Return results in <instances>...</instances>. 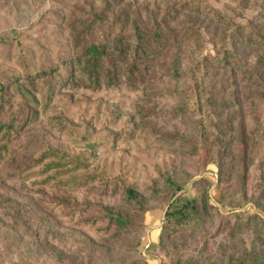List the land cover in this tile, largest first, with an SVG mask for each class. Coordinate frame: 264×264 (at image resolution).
<instances>
[{
  "label": "rangeland",
  "instance_id": "obj_1",
  "mask_svg": "<svg viewBox=\"0 0 264 264\" xmlns=\"http://www.w3.org/2000/svg\"><path fill=\"white\" fill-rule=\"evenodd\" d=\"M132 21L173 32L142 84L127 79L134 53L112 49L136 45ZM92 41L116 57L100 88L82 65L69 75ZM227 51L244 67L232 54L221 68ZM27 107L0 143V264H228L264 251L252 225L264 217V0H0V121ZM189 199L177 227L166 212Z\"/></svg>",
  "mask_w": 264,
  "mask_h": 264
},
{
  "label": "trees",
  "instance_id": "obj_2",
  "mask_svg": "<svg viewBox=\"0 0 264 264\" xmlns=\"http://www.w3.org/2000/svg\"><path fill=\"white\" fill-rule=\"evenodd\" d=\"M125 21L124 24H126ZM135 30L136 34V45H127L122 42V38H119L115 41H117L112 46L113 52H116L118 56H124L127 57V55L130 52H133L134 54L132 55L129 64H130V69L128 71V82H139L140 84L144 83L147 73L141 71V65L145 62V65L148 64V61L150 59H155L158 58L162 55L163 51L161 47H163V44L165 42V37L169 35L171 30H169V27L167 26H162L161 23L155 22L154 25V30L150 31L143 27V25H139L137 21H132L130 24ZM168 32V33H167ZM165 45V44H164ZM133 47V48H132ZM235 54V56L240 59L239 63L236 61V68H243V61L241 60V57L237 53H233V51H227L226 54L223 56L219 57L218 63H220L221 68H228L232 64L231 55ZM116 60V57L111 55V51H108V46L102 43L98 42H90L87 46L84 47L83 51L74 57V61H70L72 64V69L69 71V75L72 78H76V72L78 70L77 65H82V68L79 70V75L82 77H86L90 82L91 86L93 88H100L101 87V77L104 72V66L105 64H112ZM75 63V64H74ZM126 64L128 62L126 61ZM117 69H115L114 74L108 70V67L105 71V76H110V73L112 76L114 75L116 79L119 81H122L123 77L121 73L116 72ZM55 71V68H51L49 70H43L39 71L35 74V76H41V75H49ZM150 74V73H149ZM173 77L176 78L177 80L182 79L186 77V75L182 72H180L179 69H176L173 73ZM33 81H30V85H33ZM136 84H133L135 86ZM139 88V85L138 87ZM33 98L34 101L38 102L37 96L31 91L30 88L27 89ZM211 100V99H209ZM37 111V110H35ZM205 113L208 112L209 115H213L212 111H204ZM29 113H30V108L27 107L25 111H21L18 116H16L13 120H3L0 121V143L3 145L1 146L2 149H7V146L9 142L12 140L13 134L20 133L21 129L25 128V124L29 122ZM244 131V130H243ZM242 151L244 156H246V144L244 141V134H242ZM0 147V149H1ZM47 155L44 154V157L42 160L46 159ZM42 162V161H40ZM52 161H49L47 164L48 167H52ZM169 182H172V180H169ZM172 184L175 186L177 191L181 190L182 186L179 185L177 182H172ZM175 194V193H173ZM126 196L129 202H137L140 204L141 201H138V195L135 193V191L131 188L126 190ZM194 209L196 208V200L195 199H189L185 201L179 208L176 210L171 209L170 207L168 211L166 212V218H172V224L173 222L178 226L182 223V221L188 217V213L186 211L187 208ZM111 218L120 224L126 223V218L124 217L123 213L121 211H114L110 210L109 211ZM170 220V219H169ZM168 224H171L170 221H168ZM253 226L257 227H264V217H261L259 215H255L253 217ZM180 264H188L186 262L180 261ZM194 264V263H191ZM212 264H218L217 262H212ZM228 264H264V251L263 250H258L255 251L253 248L251 249H244L238 253H233L230 255Z\"/></svg>",
  "mask_w": 264,
  "mask_h": 264
}]
</instances>
